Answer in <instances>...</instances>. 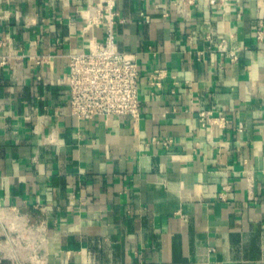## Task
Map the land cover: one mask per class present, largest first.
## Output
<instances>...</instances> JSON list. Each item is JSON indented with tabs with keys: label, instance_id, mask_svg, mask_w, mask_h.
I'll return each mask as SVG.
<instances>
[{
	"label": "crops",
	"instance_id": "1",
	"mask_svg": "<svg viewBox=\"0 0 264 264\" xmlns=\"http://www.w3.org/2000/svg\"><path fill=\"white\" fill-rule=\"evenodd\" d=\"M178 2L115 0L141 113L85 121L104 1L0 0V264H264V0Z\"/></svg>",
	"mask_w": 264,
	"mask_h": 264
},
{
	"label": "built area",
	"instance_id": "2",
	"mask_svg": "<svg viewBox=\"0 0 264 264\" xmlns=\"http://www.w3.org/2000/svg\"><path fill=\"white\" fill-rule=\"evenodd\" d=\"M98 22L106 25L103 42H95L87 52L71 54L68 61L69 108L73 116L91 121L100 117L129 115L137 120L141 113L139 64L129 53L119 50L114 31L115 0H103ZM197 0H179L181 7L194 6ZM149 21V17H146ZM220 52L228 51L227 41L218 45ZM13 53L1 56V64L9 65ZM233 61L238 59L236 51L231 52ZM42 60L39 59L38 63ZM168 76L166 70H156L148 78L153 87H161ZM200 122L206 125L212 116L210 111H201ZM169 140L163 142L169 144ZM224 197V196H223Z\"/></svg>",
	"mask_w": 264,
	"mask_h": 264
}]
</instances>
